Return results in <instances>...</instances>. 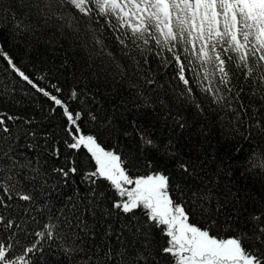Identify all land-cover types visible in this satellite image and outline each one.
<instances>
[{"label": "snow or ice", "instance_id": "1", "mask_svg": "<svg viewBox=\"0 0 264 264\" xmlns=\"http://www.w3.org/2000/svg\"><path fill=\"white\" fill-rule=\"evenodd\" d=\"M93 23L99 27H93ZM105 26L112 33L120 59L109 50L103 35ZM9 27L17 35L26 34L37 40L40 39L37 33H58L70 46H78L87 53L89 67L98 60L97 71L126 81L128 87L135 90V99L140 101L136 107L154 109L158 104L161 109H168L166 118L171 117L174 126L181 130L188 127L182 113L173 115L168 101L153 98L138 83L156 84L151 76L144 75L149 56H154L164 66L175 63L176 76L184 85L176 93L175 103L194 109L204 120L209 119V114H215L217 123L225 131H238L239 123L249 128L260 127L262 123L264 0H10L0 7V30ZM0 55L24 81L62 109L65 132L70 138L64 142L66 148L76 152L83 150L86 158L94 163V170L85 173V181L91 185L98 180L107 181L117 197L112 203L114 209L131 215L132 221H138L135 213L140 210L145 229H160L167 239L166 246L159 252L170 257L172 264H264V213L252 214L247 230L226 238L212 234L210 226L202 228L193 223L194 216L205 214L212 224L216 223L210 214L213 201H216V211L220 210L214 185H177L181 193L178 202L172 195L171 178L165 173L150 171L131 175L130 167L136 166L132 160L115 150L105 149L95 135L83 132L79 123L82 113L69 106V101L78 100L81 93L73 89L67 99H62L39 87L2 49ZM187 72L192 73L191 81ZM237 74L243 75L239 87L233 84V77L239 78ZM191 83L196 84L203 103ZM51 87L56 93L63 91L55 84ZM91 118L96 120L95 115ZM17 119L19 117L0 115V209H16L27 216L31 209L25 205L36 204L47 187L49 173L34 144H28L30 154L18 151L20 134L7 124ZM249 121H254V125ZM24 135L35 137V133ZM140 138L144 147L154 148L163 156L175 158L178 155L171 140L161 146L143 133ZM246 162L250 165L249 171L264 173V153L250 152ZM147 167H152L150 161ZM177 167L189 178L199 174L195 160L185 162L181 157ZM199 167L203 168L202 161ZM52 171L67 177L69 173L75 174L77 168ZM92 194L95 195L94 190ZM26 224L23 217L17 223L15 217L9 219L0 212V231L9 233L7 239L0 236V264H18V261L29 264L25 255L33 252L35 245L28 247L25 255L11 257L13 241L20 243L16 239L18 233L11 230L26 232ZM63 224L67 231L59 233L56 230L60 224L50 220L44 230L35 235L59 240L70 260L80 257L77 264H149V261L159 264L147 250L150 241L144 251L134 254L108 248L100 255L99 249L89 252L84 247L81 233L87 230V225L82 219L64 217ZM124 227H134L138 233L142 231L138 223ZM143 234L147 237L150 232ZM245 242L251 247L246 248Z\"/></svg>", "mask_w": 264, "mask_h": 264}, {"label": "trees", "instance_id": "2", "mask_svg": "<svg viewBox=\"0 0 264 264\" xmlns=\"http://www.w3.org/2000/svg\"><path fill=\"white\" fill-rule=\"evenodd\" d=\"M9 2L3 0L0 7ZM100 23L103 24L102 19ZM93 27L99 25L93 23ZM103 35L109 50L120 59L119 49L107 26ZM37 36L39 40L26 34L17 35L11 27L2 29L0 49L39 87L62 99H67L73 89L81 93L78 100L69 101V106L82 113L79 123L83 132L95 135L105 149L115 150L132 160L136 166L130 167L131 175H143L150 171L165 173L171 178L172 195L178 202L181 193L177 185H214L220 210L216 211V201H213L210 214L216 223L212 224L208 220V214L196 215L192 222L202 228L210 226L212 234L221 238L237 235L242 229L247 230L250 227L247 223L249 217L255 213H264V173L249 171L250 165L246 162L250 152L264 153V109H261L260 127L249 128L239 123L238 131H225L217 123L215 114H209V119L204 120L196 115L194 109L175 103L176 93L184 88L176 76L175 63L164 66L157 58L149 56L144 75L151 76L156 84L143 85V81L138 83L142 84L148 95L168 101L173 115L182 113L188 127L181 130L174 126L171 117L166 118L168 109H161L158 104L154 109L136 107L140 101L135 99V90L130 89L126 81L113 79L107 73L97 71L100 63L98 60L89 67L87 53L78 46H70L66 39L51 31L37 33ZM231 70L236 72L234 67ZM186 75L191 81L192 73L187 72ZM237 75L239 78L234 76L233 84L239 87L243 75ZM52 84L63 91L56 93ZM191 87L197 97L201 98L196 84L191 83ZM201 102H204L203 98ZM0 115L4 118L19 117L15 121H7L8 127L20 134L18 151L30 154L28 144H34L35 151L46 162L45 167L49 173L47 187L38 196L36 204L25 205L31 209L29 215L25 216L22 211L18 213L16 209H0L9 219L15 217L17 223H20L22 217L27 220L26 232L11 230L18 233L16 239L20 241L19 244L13 241V259L25 255V250L35 245L33 252L25 255L29 264H77L80 257L70 260L59 240L35 235L44 230V225L50 220L60 224L57 232L67 231L63 218L68 217L82 219L87 225V230L81 235L84 247L89 252L99 249V254L103 255L105 250L111 248L114 252L123 250L134 254L144 251L145 244L150 241L147 250L153 253L159 264H172L170 257L159 252L160 248L166 246L167 239L162 236L160 229H145L140 210L135 213L138 221H132L131 215L114 209L112 203L117 197L107 181L98 180L95 185L85 181L84 175L94 170V163L86 158L83 150L76 152L66 148L64 142L70 138L65 132L66 120L62 109L24 81L10 68L2 55ZM93 115L96 120H92ZM249 123L254 125L255 122ZM227 127L231 128V125ZM24 133H35V137ZM140 133L161 146L171 140L175 144L177 157L169 158L154 148L144 147ZM181 157L185 162L196 161L198 176L189 178L181 173L177 167ZM149 161L151 168L147 167ZM201 161L202 169L199 167ZM73 166L77 172L69 173L67 177L52 171L54 168L67 170ZM93 190L95 195L92 194ZM130 223H138L142 231L138 233L134 227H124ZM145 231L150 232V235L146 237L143 234ZM0 236L7 239L9 233L0 231ZM245 247L250 248L251 245L245 242ZM18 264L22 262L18 261Z\"/></svg>", "mask_w": 264, "mask_h": 264}]
</instances>
